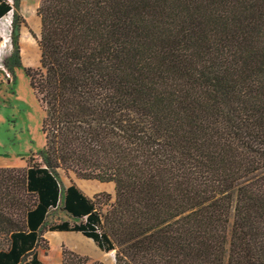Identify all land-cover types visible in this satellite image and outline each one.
Masks as SVG:
<instances>
[{"label": "trees", "instance_id": "trees-1", "mask_svg": "<svg viewBox=\"0 0 264 264\" xmlns=\"http://www.w3.org/2000/svg\"><path fill=\"white\" fill-rule=\"evenodd\" d=\"M8 12L14 33L16 1L0 0ZM36 12L39 66L25 74L45 143L40 161L0 167V264H45V228L81 232L114 264H264V0H40ZM58 168L112 181L114 200L71 182L73 220L45 226ZM62 264L101 263L63 248Z\"/></svg>", "mask_w": 264, "mask_h": 264}, {"label": "rangeland", "instance_id": "rangeland-1", "mask_svg": "<svg viewBox=\"0 0 264 264\" xmlns=\"http://www.w3.org/2000/svg\"><path fill=\"white\" fill-rule=\"evenodd\" d=\"M8 1L13 2V0ZM15 1L16 10L21 18L15 19L14 33H11L12 12H8L0 23V33L4 39L0 47L5 49L0 61L4 69L9 72V75H6L4 69H0V167H27L34 161H40L45 143L41 128L45 111L30 85L29 77L25 74L26 68L39 66L38 39L41 23L36 10L40 0ZM35 48L38 51L36 56ZM55 174L60 182L61 196L58 205L49 210L45 226L65 218L73 220L65 215L61 208L63 189L71 182L89 197L106 193L107 203L114 200L115 191L112 181L82 178L73 170L61 168H58ZM106 207L108 204H103L102 209ZM75 220L79 221V219ZM49 231L46 228L43 230L42 236L46 242H41L36 249L40 260H45L46 264L52 263L50 254L55 250V247L50 245L48 252Z\"/></svg>", "mask_w": 264, "mask_h": 264}, {"label": "crops", "instance_id": "crops-1", "mask_svg": "<svg viewBox=\"0 0 264 264\" xmlns=\"http://www.w3.org/2000/svg\"><path fill=\"white\" fill-rule=\"evenodd\" d=\"M4 16L0 17V23L2 22L1 19H3ZM4 21L6 20L4 19ZM0 36L2 37V40L0 42L1 44L4 41V39L1 33ZM23 43L25 44V42ZM35 50H36L35 53L36 56L38 54V51L36 48ZM4 53H5V49L3 47L2 48L0 47V59L2 56H4ZM25 60L27 59L25 58ZM1 68L3 69L4 67L0 61V69ZM47 239L49 243L48 252H50V248H51L50 245L55 247V250H53V254L52 253L50 254L51 262H52L51 264H62L63 248L70 250L80 256H86L89 258V261H97L100 262L101 264H114L113 251H104L100 249L91 238L83 235L79 231H66V230L49 231V234L47 235ZM43 262L46 264L45 260Z\"/></svg>", "mask_w": 264, "mask_h": 264}, {"label": "built area", "instance_id": "built-area-1", "mask_svg": "<svg viewBox=\"0 0 264 264\" xmlns=\"http://www.w3.org/2000/svg\"><path fill=\"white\" fill-rule=\"evenodd\" d=\"M4 69V68H3ZM3 72H5L6 73V75H9V72L8 71H6L5 69L3 70Z\"/></svg>", "mask_w": 264, "mask_h": 264}]
</instances>
